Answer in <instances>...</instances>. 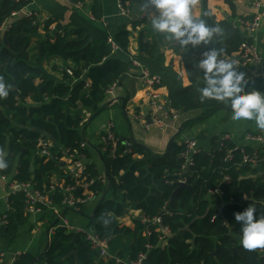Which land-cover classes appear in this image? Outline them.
Returning a JSON list of instances; mask_svg holds the SVG:
<instances>
[{
	"label": "trees",
	"instance_id": "obj_1",
	"mask_svg": "<svg viewBox=\"0 0 264 264\" xmlns=\"http://www.w3.org/2000/svg\"><path fill=\"white\" fill-rule=\"evenodd\" d=\"M85 1L72 0V3ZM27 6L24 0H0V78L11 85L7 98L0 99V150L8 164L2 172L13 176V181L31 184L35 192L61 207L68 196V187L75 188L76 197L83 196V189L71 173L60 172L66 167L65 153L77 157L86 153V149L81 148V144L87 142L86 131L113 106L112 101L105 103L108 92L122 82L130 62L114 56L109 38L94 42L84 30L76 27H66L54 37L45 38L32 56V39L40 28L37 17H12ZM94 18H100L97 6ZM202 18L210 26H222L225 35L222 39L216 38L214 45H201L187 51L176 45L186 81L180 88L170 90L169 109L179 114L201 112L197 119L185 123L182 131L220 111L231 113L228 106L216 101L200 102L197 89L204 84L203 75L196 68L198 57L213 47L225 49V55L232 57L246 41L243 31L231 19L218 22L206 5ZM50 25L49 22L44 26L46 34L51 32ZM126 28L121 25L112 39L128 54L131 33ZM138 44L142 55L158 58L157 63H161L163 55L149 41L146 32L140 34ZM52 59L73 65L63 71L62 80L45 78L42 66ZM37 79L41 83L36 84ZM248 90L264 93L262 81L251 83ZM36 130L57 141V144L52 143L51 157L40 156V142L46 138ZM181 132L164 155H154L133 140L125 142L116 136L120 142L115 153L110 149L99 153L106 170V183L97 179V172L91 167L86 170L84 180L94 182L89 190L97 196L98 202L92 210L97 209L94 217H91L92 212H82V215L89 217L88 230L108 242V264H117V260L133 262L142 253L147 254L143 264H264V249L247 251L239 244L241 225L235 220V214L243 213L249 206L255 207L258 218L264 216V178L258 175L264 174V165L252 168L244 163L243 151L251 154L250 150H241L231 141L216 142L209 157L203 151L193 157V164L185 174L193 190L182 189L173 199L186 162L183 157L186 142L178 141ZM229 151H232L231 160H227ZM148 154L151 160L147 164L134 157ZM32 168L34 173H31ZM55 173L67 179L65 186L53 185L51 178ZM225 177L231 182L223 183ZM216 190L220 193H215ZM28 207L25 193L10 196L7 222L0 224V234L8 243L17 240L20 229L27 223ZM37 207L48 210L43 203H38ZM61 208L62 214L73 212ZM131 211L141 213V217L133 219L134 229L119 223V219ZM217 214L219 217L212 221ZM157 217L162 218V226L171 232L165 245L160 241L162 234L157 228L144 222ZM49 218L53 226L57 215L52 212ZM148 227L153 233L149 238L143 236ZM147 245L152 249L148 250ZM73 252L78 254V263L74 257H69ZM41 258L46 264H104L105 259L85 235L70 233L63 227L52 234ZM35 259L24 254L13 264H31ZM0 264H6L5 257L0 256Z\"/></svg>",
	"mask_w": 264,
	"mask_h": 264
},
{
	"label": "crops",
	"instance_id": "obj_2",
	"mask_svg": "<svg viewBox=\"0 0 264 264\" xmlns=\"http://www.w3.org/2000/svg\"><path fill=\"white\" fill-rule=\"evenodd\" d=\"M24 1L28 3L26 7L28 11L36 15L40 27L38 35L32 39L30 50L32 56L35 54V50H39V43H42L45 38L54 37L66 27H76L84 30L90 40L95 42L113 38L121 25L124 24L127 27V31L131 33L128 54L119 50L115 51L114 56L130 63L133 59L137 60L142 66L141 69L147 70L152 75L159 76L162 80L157 92L160 95V104L167 105V110L166 113L157 114L149 97L150 89L143 85V81L140 78L141 69L135 68L129 63L127 75L114 90V95H109L105 101V103L114 102L113 106L94 120L87 130L86 137L89 147L86 148L82 162L87 167V170L91 167L97 172V179L106 183V170L99 153L108 151L104 147L103 138L109 125L113 126L115 134L122 141L123 138H129L145 147L154 155H164L170 141L179 135L183 130L184 124L194 121L200 116V111H194L179 114L175 121L171 118L174 111L170 110L168 106L169 92L172 88H180L181 83H185L186 74L182 67L181 57L176 50L177 44L169 43L162 35L152 30L151 21L154 16L141 11L142 0L127 1L130 6V13L126 17H122L119 13V0H87L81 4H74L72 0ZM258 2L260 4L259 7L252 6L251 2L247 0H197L192 9L193 18H202L204 5L207 6L218 22L231 19L235 26L238 25L240 18L252 17L256 14L260 15L262 19L261 28L249 36L256 44L264 65V0H258ZM95 6H97V12L100 15L98 19L94 18ZM49 22L52 23L49 27L51 32L46 34L44 26ZM142 32H146L149 35V41L160 49L163 55L161 63H157L158 58H150V56L140 53L138 42ZM42 68L46 73V79L62 80L63 71H68V69L73 68V65L64 63L59 59H52L49 62H45ZM39 83H41V80L37 79L36 84ZM28 103L31 104L32 101H28ZM123 104L125 105L124 109L122 108ZM148 117L152 118V124L147 123ZM155 117H160L163 120V128H160V125H156ZM130 120L132 123H130ZM258 131L260 130L257 129L254 121H234L231 119V113L220 111L211 118L186 128L181 132L178 141L183 143L194 139L198 143V149L209 155L216 142H219L223 136H229L231 142L237 148L241 150L248 149L252 154L256 145L248 141L246 135ZM134 157L142 159L146 164L151 160L149 154L146 156L135 155ZM64 163L66 167L60 172L68 174L71 167L68 161H64ZM258 175L264 178L263 172ZM258 175L255 177H258ZM12 179L13 176H9V181H3L0 169V217L6 214L9 209L6 196L9 193V183ZM51 181L54 186L59 187L65 186L67 179L61 176L60 173H55ZM83 183L77 182L78 186L83 189L82 195L91 198L89 208L93 210L97 205V201L88 188H82ZM61 207L57 206L55 208L58 216L53 225L54 227L50 224L49 218L53 211H40L28 217L27 223L20 229L19 236L13 244L8 243L0 234V254L5 255L6 264H13L15 260L24 254H30L39 259L36 264H46L41 256L47 250L54 229L59 227V225L63 226V223L59 221V217H64L73 232L88 231V216L73 212L65 215L61 213ZM87 213H89V210ZM137 217H141V213L131 211L127 216L119 219V223L121 226L134 229L133 219ZM11 255L13 258H11ZM102 261L104 264H108L110 258L107 257Z\"/></svg>",
	"mask_w": 264,
	"mask_h": 264
},
{
	"label": "built area",
	"instance_id": "obj_3",
	"mask_svg": "<svg viewBox=\"0 0 264 264\" xmlns=\"http://www.w3.org/2000/svg\"><path fill=\"white\" fill-rule=\"evenodd\" d=\"M16 2H19L21 0H15ZM246 1V0H243ZM250 1L252 6L255 7H259L260 4L258 2V0H247ZM129 4L128 3H124L122 0L118 1V9H119V13L122 17H126L129 15L130 10H129ZM19 16H26V17H32V16H36L34 15V13H32L31 11H28L27 8H24L23 10H21V12L18 13H13L12 17L17 18ZM262 25V19L260 17V15L256 14L253 15L252 17H244V18H240L238 20V27L243 31V34L246 37V41L242 44L240 52L236 55H233L232 57L227 56V55H223L221 58L223 59H232L237 61V64L235 65V67L237 68L238 71H244L246 73L245 76V80L248 81L247 85L245 86L244 92L247 93L249 92V85L251 83H254L256 80H260L262 81L263 87H264V65L262 64L261 61V57L260 54L258 52V49L256 47V44L254 43V41L250 38V34H253L257 31H259V29L261 28ZM109 43L112 45L113 50L114 51H119V47L118 45L113 41L112 38H109ZM203 58V54H201L198 59L199 61ZM132 66L138 69H141L142 66L139 63V61L137 60H132ZM143 81V85L146 86L147 88L150 89L149 92V97L152 101V107L153 109L158 113H166L167 110V105H162L160 104L159 100H160V95L157 92V88L158 86H160L162 84V80L159 76L156 75H152L150 72H148L147 70H143L141 69V77H140ZM118 87V85H114L110 91L108 92V96L114 95V90ZM169 106V103H168ZM156 114V115H157ZM179 113L173 112L172 115V119L175 121L178 118ZM155 123L156 125H160V128H163V120L160 117H155ZM117 135L114 132V128L112 125L108 126V130L106 135L103 138V144L104 147L108 150L110 149L112 151V153L114 154L118 145H119V138L116 137ZM246 139L252 143H255L256 148L255 151L252 154H246L245 151H243L244 153V163L245 164H250L252 166V168H256L259 167V165H264V131H258L255 133H248L246 135ZM231 138L229 136H223L220 139L221 143H225V142H230ZM186 142V149L184 151L183 157L186 160L183 168L184 170V175L180 176V178L178 179L177 182V186L178 184L182 183V184H187L188 185V180L187 178H185V174L187 173V170L189 168V166H191L193 164V157L199 153H201V150L198 149V143L196 140L191 139V140H187ZM89 145L87 142H84L81 144V148L82 149H86L88 148ZM40 148H42V150L40 151V156L42 157H51L50 155V149L52 148V142L49 140H44L40 142ZM77 155V154H76ZM82 157H77L75 155H67L65 153V157L63 158V162L64 161H68L69 162V166L70 168V173L73 176V178L75 180H77L78 182H84L82 188H90L91 185H93V181L90 182H85L86 177H85V172L87 170V167L84 165V163L82 162ZM232 159V151H229L228 156H227V160H231ZM3 171V169H1V172ZM2 180L3 181H9V175L3 174L2 172ZM231 179L229 177H225L223 183H230ZM10 188H9V193L6 196V200L8 202L9 205V198L11 195H14L16 192H23L27 195L28 197V210L27 213L29 215H32L34 213L40 212L42 211L41 209H39L37 207L38 203H43L44 205H46L48 207L47 211H53L57 216L58 213L55 212V208L57 206L52 205L51 200L38 193L35 192L33 190V187L31 184L29 183H19L16 181L11 180L10 181ZM74 191L75 188L74 187H69L66 192L68 194V196L64 199L63 203H62V207L64 208H68L71 209L73 211V213L76 214H80L82 215L83 213H87V211L91 210L89 208V202L91 200V198H87L85 196L82 197H76L74 195ZM215 193H220L219 190H216ZM95 200L98 202V198L96 195H94ZM93 198V199H94ZM225 206V205H223ZM9 211V209H8ZM92 212V211H91ZM221 214V208H219V211ZM7 214V213H6ZM4 214L2 217H0V224H5L7 222V218L8 216ZM88 214V213H87ZM217 217H219V214H217L216 216L212 217V221H215L217 219ZM61 221V223H63L62 225H59V227L55 228L53 233L55 232L56 229L63 227L66 228L70 233L73 232V230L68 226L67 222L64 220V217H59ZM145 223L154 226L157 228V232L161 233L162 235L160 236V241L163 245L166 244L167 242V238L168 236H170L171 232L169 230V228L167 227H163L162 226V218L161 217H157L154 218L151 221H144ZM224 224H226V222H223ZM76 234H83L85 235L87 241H89L92 245L96 246V248L100 251V255L102 258H107L109 257V251H108V242L105 240H102L99 238V236L93 232V231H84V232H73ZM152 231L150 230V227H148L145 232H144V236L149 238L152 236ZM148 250L152 249L151 245H147L146 246ZM1 258L5 257V255L0 254ZM147 254L146 253H142L139 255L138 259L133 261V262H126V261H120L117 260V264H143L144 260L146 259Z\"/></svg>",
	"mask_w": 264,
	"mask_h": 264
},
{
	"label": "clouds",
	"instance_id": "obj_4",
	"mask_svg": "<svg viewBox=\"0 0 264 264\" xmlns=\"http://www.w3.org/2000/svg\"><path fill=\"white\" fill-rule=\"evenodd\" d=\"M196 3L197 0H142L141 11L154 16L151 27L155 33L187 51L214 45L216 38L225 35L222 26H210L203 18H193ZM224 54L225 49L213 47L196 64L204 84L197 89L200 102L211 100L224 104L231 109L232 120L254 121L257 129L264 131V93L256 90L245 93L246 73L237 70V61L221 58ZM10 87L0 78V99L7 98ZM4 155L0 150V169L8 167ZM235 220L241 225V247L247 251L264 249V216L258 218L255 207L249 206L243 213L235 214Z\"/></svg>",
	"mask_w": 264,
	"mask_h": 264
},
{
	"label": "water",
	"instance_id": "obj_5",
	"mask_svg": "<svg viewBox=\"0 0 264 264\" xmlns=\"http://www.w3.org/2000/svg\"><path fill=\"white\" fill-rule=\"evenodd\" d=\"M122 108H123V109L125 108V105H124V104L122 105ZM147 123H149V124H152V123H153L151 117H148V119H147ZM36 132H37L39 135L44 136L47 140L51 141L53 144H57V141H56L53 137H51L49 134L43 133V132L40 131V130H36ZM130 140H131V139H129V138H123V141H125V142H126V141H130ZM173 142H174V139H172V140L170 141V144H172ZM170 144H169V145H170ZM206 157H209V155L206 154ZM31 173H34V168L31 169ZM33 182H34V179H32V183H33ZM182 189H188V190H191V191L193 190L192 187H190L189 185L180 183V184H178V188H177V190L175 191V193H174V195H173L172 198L175 199V198L177 197L178 193L180 192V190H182ZM96 210H97V209H95V210L92 212L91 217H94V216H95ZM48 247H49V245L47 246V248H48ZM69 257H74L75 260H76V263H78V254H77V252H73V253H71ZM11 258H13L12 255H11ZM38 261H39V259H35L31 264H36Z\"/></svg>",
	"mask_w": 264,
	"mask_h": 264
},
{
	"label": "rangeland",
	"instance_id": "obj_6",
	"mask_svg": "<svg viewBox=\"0 0 264 264\" xmlns=\"http://www.w3.org/2000/svg\"><path fill=\"white\" fill-rule=\"evenodd\" d=\"M130 123H132V121H131V120H130ZM88 129H89V128H88ZM88 129H87V130H88ZM86 136H87V131H86ZM91 211H92V210H90V211H89V213H90ZM89 213H88V214H89Z\"/></svg>",
	"mask_w": 264,
	"mask_h": 264
}]
</instances>
